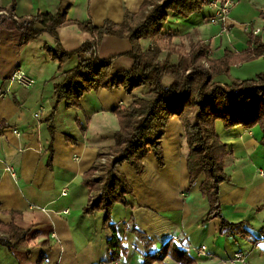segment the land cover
<instances>
[{
  "label": "crops",
  "instance_id": "1",
  "mask_svg": "<svg viewBox=\"0 0 264 264\" xmlns=\"http://www.w3.org/2000/svg\"><path fill=\"white\" fill-rule=\"evenodd\" d=\"M141 3L0 0V8L13 6L17 17L65 11L75 22L88 20L102 26L106 20L122 22L124 13H136ZM260 11H264V0H236L229 13L230 38L220 42L217 50L204 38L207 22H202L201 14L186 19L170 16L163 31L180 36L186 32L180 21L189 20L216 57L224 44L234 52L253 47L242 29L245 22H250V28H260L256 37L264 42ZM56 34L59 49L66 52L93 39L77 24L60 26ZM144 41L140 40L142 49L151 40ZM55 45V39L46 33L21 44L19 32L0 31V223L13 224L27 233L21 246L0 244V264H142L145 249L134 228L150 241L151 252L167 242L177 244L187 251L193 264H264V145L258 125L226 129L221 121L214 123L215 134L230 152L224 167L227 178L218 186L220 214L234 225L230 232L219 230L218 217H208L210 205L200 192L201 179L189 184L188 149L178 116L168 120L161 138L163 165H158L148 150L142 172L137 173L126 162L116 166L130 192L124 195V204L112 205L107 225L103 211H85L90 198L86 174L96 163L98 152L114 142L118 129L114 111L130 105L133 97L146 94L149 86L131 92L98 87L85 92L79 106L65 107L63 101H56L54 86L78 59L74 55L58 68L49 50ZM130 49L126 38L104 35L96 54L101 59L114 56L110 67L113 74L130 68ZM17 69L33 78L34 84L22 87L10 82ZM260 72L264 73V53L231 66L230 76L218 75L215 80L228 84L232 78H254ZM6 166L14 170V177L4 170ZM112 236L118 245L115 260L107 244ZM200 247L205 248V254L196 253ZM239 252L241 260L235 258ZM150 264L180 263L167 255Z\"/></svg>",
  "mask_w": 264,
  "mask_h": 264
},
{
  "label": "trees",
  "instance_id": "2",
  "mask_svg": "<svg viewBox=\"0 0 264 264\" xmlns=\"http://www.w3.org/2000/svg\"><path fill=\"white\" fill-rule=\"evenodd\" d=\"M210 0H142L139 10L132 14L125 12L122 22L106 20L102 26H94L90 21L75 22L68 19L65 11L56 13H36L29 17H17L13 6L0 8V31L2 29L19 32L20 43L26 44L46 33L55 39V47L49 48L58 68L72 56L77 64L63 72V80L54 86L56 101H63L65 107L79 106V99L85 93L98 87L108 89L123 88L127 92L143 85H149L146 97H133L128 106L117 108L114 113L118 129L114 132L112 145L103 147L97 155L96 163L86 174L85 182L90 190L86 212L103 211V223L109 222V214L114 203H125L124 195L130 192L124 177L116 171V166L126 162L140 173L144 169L143 158L150 150L158 165L164 164L161 138L168 120L178 116L183 127V137L188 149L186 155L189 184L201 179L200 192L210 205L208 217L220 219L219 230L231 231L234 225L227 222L219 211L218 186L225 181L226 160L230 152L215 134L214 123L222 122L228 129L237 125L250 128L258 125L264 145V73L250 79H230L221 84L212 81L219 74L229 75L232 65L259 58L264 53V42L250 36L253 47L242 51L224 50L221 57L207 56L208 44L199 41L187 58L178 57L176 62L160 60V48L142 49L141 39L155 42L163 39V30L169 16L186 19L190 15L201 14L205 22L211 11ZM264 26V11H260ZM77 24L93 36L78 49L66 52L58 47L56 29L63 25ZM182 34H188L183 32ZM104 35L126 38L131 49L127 55L132 59L129 69L110 73L113 57L99 58L96 54L98 43ZM206 60L208 66L200 61ZM168 77V84L163 79ZM111 156V157H109ZM106 158L101 163L102 158ZM145 253L142 264L170 255L180 264H193L187 251L177 244L165 243L159 250L150 251V241L135 229ZM229 231V232H230ZM26 231L13 224L0 223V244L7 247L21 246ZM108 249L112 260L118 257L117 241L108 239Z\"/></svg>",
  "mask_w": 264,
  "mask_h": 264
},
{
  "label": "rangeland",
  "instance_id": "3",
  "mask_svg": "<svg viewBox=\"0 0 264 264\" xmlns=\"http://www.w3.org/2000/svg\"><path fill=\"white\" fill-rule=\"evenodd\" d=\"M169 19H170V16L168 18V21H169ZM191 24H192V22L189 20H186V21L181 20L179 26L182 27V29H184L186 32L189 31L188 34H181L180 36H174L173 37V35L164 33V31H163V33H162L163 39L159 40L158 42L151 40L148 43V47L154 48V47L158 46L160 48L159 59L160 60L168 59L170 63L176 62L178 60L179 56H182V58H187V56L191 50V47H194L197 43H199L200 40L203 41L202 39L199 38L196 30H193V28L195 26H192ZM248 24H250V22H248V23L245 22V24H243V25H248ZM190 27H192V28H190ZM203 28L205 29V34H204L205 40L213 42L211 44L215 46L216 50L218 49V47H220V42H222V44H223V42H225V41L228 42V38H230L229 34L226 35L225 33H223V34L220 33L221 28L218 24L213 25L211 23H206ZM191 29H192V31H191ZM174 31L175 30H173V32ZM246 35H247V38L249 40V38H250L249 37V31L246 33ZM142 40L143 41L145 40L144 42L146 43L148 39L145 38ZM203 42L207 44V42H205V41H203ZM247 43L248 42L246 41V44ZM246 48L241 49V51L246 49ZM224 50H230L229 46H226L224 44L221 48V52H216V57H214L213 53H212L213 49L211 50L210 46L208 45L207 56L213 57V58L221 57L224 54ZM200 63L205 67L208 66V63L206 60H202V61H200ZM239 64H241V63H239ZM235 65H238V64H235ZM235 65H232V66H235ZM19 70H22V69H19ZM236 70H238V69H236ZM228 74L230 76V68H229ZM219 75H224V74H219ZM216 76H218V75H216ZM226 76H228V75H226ZM215 77H213L212 81L220 83L219 81L215 80ZM246 79H250V78H246ZM169 81H170V79L168 77H165L163 79V82L165 84H168ZM221 84H225V83H221ZM149 90H150V86H149ZM148 92L141 97H146ZM109 157H111V156H109ZM105 160H106V158H105Z\"/></svg>",
  "mask_w": 264,
  "mask_h": 264
},
{
  "label": "built area",
  "instance_id": "4",
  "mask_svg": "<svg viewBox=\"0 0 264 264\" xmlns=\"http://www.w3.org/2000/svg\"><path fill=\"white\" fill-rule=\"evenodd\" d=\"M236 4V0H210L208 3V9L211 11V16L206 20L207 23H211L213 25L220 26V33H225L226 35L230 34L231 24L229 22V13L231 8ZM251 24L242 25V29L244 32H250L252 37L254 38L260 31L259 27L250 28ZM10 82L16 83L22 87H28L34 84V80L30 78L24 71L15 70L10 76ZM37 117L38 114H35ZM14 133L19 136V132L14 130ZM105 162V157L101 159V163ZM4 170L10 172V174L14 177V170L10 166H6ZM63 192L62 194H64ZM68 210H64V213H67ZM173 239H176L174 236ZM196 253L201 255L205 254V248L200 247L196 249ZM236 259H242V253L239 252L235 255Z\"/></svg>",
  "mask_w": 264,
  "mask_h": 264
}]
</instances>
